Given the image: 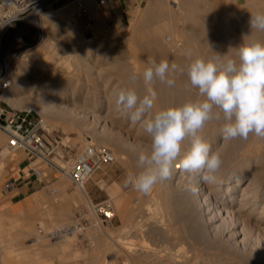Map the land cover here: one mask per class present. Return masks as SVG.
<instances>
[{"label": "bare ground", "instance_id": "obj_1", "mask_svg": "<svg viewBox=\"0 0 264 264\" xmlns=\"http://www.w3.org/2000/svg\"><path fill=\"white\" fill-rule=\"evenodd\" d=\"M83 1L85 5L86 0ZM205 2L203 0H147L146 5L138 11V15L132 19L133 22L129 31V39L126 40L124 38V40H119L116 44L117 48L128 45L131 50L139 52L142 57H148V59L145 58L146 60L143 62H137V65H132V69L128 70L126 69L128 64H125L124 60L120 59L116 54H112L110 66L120 70L122 69V72L126 70V74L122 77L123 83L134 89H146L143 82V72L147 67L146 64L149 62V57L163 55L165 56L164 60H167L170 64L175 63L178 66L175 72L170 71L168 74V78L175 81L172 87L167 86V84L159 80L153 82L152 87L157 92L158 100H156L153 107L154 113L169 108H163L162 106L163 104L167 105L169 103L166 101L169 95L184 91L183 86L187 82H190L187 76V65L193 59L201 58L208 60L221 55L222 61L226 62L228 59L234 58L233 49L235 51V48H233L229 39L231 35L228 34L229 32L221 34L217 32L219 25L216 21L219 15L213 12V8L211 9L212 11H206L205 7L208 6L203 4ZM211 3L213 4V2ZM238 6L244 9L250 16L257 13H264V5L261 6L255 1L251 2L248 0L238 4ZM232 7L234 9V7H237V4L227 6L221 17L227 16L228 10ZM60 9H63V7ZM87 9L90 15L99 12L92 4L88 5ZM56 11L57 9L54 10L50 18H56V16H54ZM67 13L68 12L64 10L61 15L66 17ZM243 23L244 22H242V24ZM242 28H244V26ZM242 28L241 31L244 32ZM248 30L249 35L253 36V42H264V32L251 28ZM45 31L46 26L42 20L40 38L44 37ZM164 31L170 32L175 38L173 39L175 41L171 44L174 48L172 52L171 47L165 45L161 40ZM246 31L247 30H245V33L247 34ZM249 35H247V37H249ZM234 37L235 36H233V39ZM176 38H178L180 42H177ZM37 45L38 44L34 42L19 54L27 61L26 66L22 67L16 64V69L14 68L11 70L10 81L12 85L8 91L0 95V99L5 98L14 106H19L18 103L22 99H25L28 108L36 109L41 114V121L45 128L50 125L49 123H44L46 119L60 120L69 130L80 128L90 130L91 125L86 122H95L100 125L101 117L102 119L105 117L103 118V115L101 116L99 112L105 105L106 107L109 105L105 97L106 91H99L96 86H91L86 82H80L82 79L80 77L81 79L79 81L80 74L74 77L48 72L45 62L40 60L38 56H34L32 59L30 58L31 55H35ZM84 48H82V50H84ZM236 48L238 49V47ZM216 51L219 53H215ZM85 58L84 54L75 55L74 63L77 69H79L81 65L86 64ZM235 58L238 59V56ZM84 69L87 70L86 76H93L95 79L99 77L97 74L93 75L89 65H84ZM28 70H31L32 76H29L30 74L28 75ZM47 77H49V79ZM68 82H73L71 87L68 85ZM13 91L17 93L16 97L11 96ZM198 97L201 100L204 99L202 96L198 95ZM218 114L221 116L219 120L215 118ZM123 119L124 118H122V120ZM224 123L222 113H220L218 109H214L213 118L207 121L198 133L211 145V148H217L218 151H222V155H219L220 159H222V163L219 170L215 173L216 180L214 183H198L195 185L198 189L197 193L192 194L187 190L189 187L188 174L179 167L177 162L172 179L156 184L152 190V194L150 196L149 193L146 195L144 194L143 199L139 203L137 212L141 217L142 226H147L149 230L152 227L151 224L154 225V223L150 222L151 219L149 218L152 215V207L149 203V197L151 196L154 200V210L161 214L162 220L160 218L159 220L162 222L164 220L170 222V212L173 201L177 203L188 218V224H185H187L186 226L189 225V230H187L184 235H176L175 239L177 243L175 242V245H177L178 248L174 249L173 252L169 251L170 253L165 255L164 258L166 260L169 259L175 264H192L197 260L198 255L202 253L197 255L199 250L193 255L181 252L179 246L183 242L187 243L190 248L201 246L205 249V246L211 247L212 252L214 248H216V250L220 248H223V250L225 249L229 256L225 257L222 253L224 257H222L223 255L220 256L222 259L219 260V263L221 262V264L229 262H231V264H264V138H259L254 134H250L246 140L241 138L225 140L221 132ZM130 129L135 130L136 135L142 133L141 137H132V139L129 140L123 139L118 146V151L122 152L125 151V149H129L135 154L132 155V157L137 158L141 151L146 152L150 149L151 137L144 131L142 125L139 123L133 124L130 121L127 130ZM1 137L0 135V141ZM191 140V136L185 138L182 145V154L190 147ZM87 141L91 143L90 139ZM232 155L236 157L235 160L230 159ZM128 162L130 163V161ZM230 162L234 163L230 173L227 174L224 166L226 164L229 165ZM124 163H126V161ZM195 175L198 176L199 174L197 173ZM78 188L80 189L81 196L88 199V194L84 185ZM51 191L53 192L54 189ZM234 193L237 194L234 195ZM119 197L116 199L120 201V205H122L123 197L122 195V198L120 197L121 199H119ZM134 211L136 212V209H134ZM130 218L129 210H127L124 213V221L128 220L130 222ZM127 224L124 223L122 227H125ZM133 225H135V223ZM165 225L166 226L159 224L158 230L165 231L167 224ZM66 226L67 225L50 230L48 232L49 237L51 239L57 237L55 232H61ZM153 228L155 227L153 226ZM117 229L118 228H115L113 231ZM94 232V235L100 242V247L102 249L105 248V235H108L106 233L107 231H103V233ZM70 234L71 233L64 232L61 233L60 236L65 238L68 237L65 235ZM130 249L129 250L132 251V248ZM216 250L214 252H216ZM130 251L129 253H131ZM212 252L211 256L212 254L214 256L221 253H219L218 250L216 254ZM95 258L97 257L95 256ZM210 259L211 258H209V260ZM96 260L99 262V258L95 259V261ZM3 261L0 258V264H2ZM212 262H215V260Z\"/></svg>", "mask_w": 264, "mask_h": 264}, {"label": "rangeland", "instance_id": "obj_2", "mask_svg": "<svg viewBox=\"0 0 264 264\" xmlns=\"http://www.w3.org/2000/svg\"><path fill=\"white\" fill-rule=\"evenodd\" d=\"M203 1H206L203 4L208 6L205 7L206 11L214 10L213 12L218 13L219 15L216 21L219 25L217 32L219 34L229 32L228 34L231 35L229 36L230 43L233 48H235V51L233 49V59H237L235 58L238 56V49L236 47L239 48L243 43L253 42V36L249 35L248 30L250 28L249 21L251 16L238 6V4L248 0ZM249 1L258 2L261 6L264 5V0ZM211 2H213L214 5ZM146 3L147 0H141L138 4L132 5L130 9L123 11L120 19H117L113 16L108 17L102 7L97 5L94 1L86 0V12L79 14L73 0H59L53 7L54 10L57 9L54 14L56 18L43 19L46 26L45 35L43 38H39L36 41L38 44L37 51L35 55H31L30 58L32 59L34 56H38L40 60L45 62L46 70L48 72H55L58 75L74 77L77 74H80L79 81L82 78L80 82H86L91 86H96L99 91H106L105 97L109 104L108 107L105 105L99 112L101 116L103 115V118L105 117L104 119L101 117L100 125L95 122H86L91 125L90 130L84 128L69 130L60 120L46 119L44 121L45 124H50L48 125L49 127L46 126L48 128H46L48 131V139L55 146V152L59 154V156L53 155V161L61 167H67L79 147L89 143L87 141L89 139L93 144L108 147L112 151L115 161L111 166L95 171L86 181L84 188L88 194V199L81 196L80 189L74 186L64 174H60L45 165L41 166V170L45 173L39 178L42 181L52 178L55 182L49 185L48 188L49 191L54 189L55 192L49 193L46 198H43L37 204V209L33 214L28 216H26L25 213L11 214L9 213V209L5 210L4 201L0 198V258L2 261L4 260L2 264H175L169 259L166 260L164 258L165 255H168L170 252H173L174 249L178 248V246L175 245L177 243V240L175 239L176 235H184L187 230H189V225L186 226L188 224V218L172 199L170 222L167 220L162 222L161 214L154 210V200L151 196L149 197V203L152 207V215L149 218L151 219L150 222L154 223V225L151 224V231L147 226H142L141 217L138 215L139 213L137 212V209L144 194L133 190L130 186L126 187L124 183L128 174L139 172L141 169L137 167V158L132 157V155H135L132 151L129 149H125V151L122 152L118 151V146L123 139L129 140L132 139V137L140 138L142 133L136 135L135 130H127L130 119L115 106L114 93L122 88L133 87L129 85L127 86V84L123 83L122 77L126 74V70L122 72V69L120 70L111 67L110 61L112 54H116L120 59L124 60L125 64H128L126 69L131 70V67L137 65V62L141 63L146 60L145 58L148 59V57H142L139 52L131 50L128 45H124L125 47L123 46L120 48L116 47L119 40H124V38L126 40L129 39V31L133 22L132 19L138 15V11H140ZM91 4L94 5L100 13L96 12L94 15H90L87 6ZM236 4L237 7H234V9L232 7L228 10L227 16L221 17L227 6ZM61 7H63V9H60ZM64 10L68 12L66 17L61 15ZM242 22L244 23L242 24ZM240 25L242 27L244 26V28ZM241 28L244 32L241 31ZM244 29L247 30V34ZM8 34L9 31H7L4 40L7 38ZM34 34V27L30 24L26 25L24 29V38L26 40H32ZM162 35V42L171 47L172 52L174 48L171 44L175 41L173 40L175 39L174 36L168 31H164ZM236 35L238 39L236 38ZM247 35H249V37H247ZM233 36H235L234 39ZM176 41L180 42L178 38H176ZM29 46L21 47L15 51V56L18 55L15 62L18 66H26L27 61H25L24 57L19 54ZM82 48H84V50H82ZM215 53L218 54L219 52L216 51ZM77 54H84V57H86V64L84 65H89L93 75H99L98 78L95 79L93 76H86L87 70L84 69V65H81L79 69L76 68L74 59ZM152 59L159 63L161 60L165 59V56L159 55L158 57H149V60ZM146 65L148 66V63ZM28 75H33L31 70H28ZM47 78L49 79V77ZM68 83L70 87L73 84V82ZM183 87V93L178 92L168 96L166 101L169 103L167 105L163 104V108L172 106L178 107L182 106L185 102L201 100L198 97V95L200 96L198 89L194 88L190 82H187ZM135 90L141 96L146 94V89L144 88H135ZM16 95L17 93L14 91L11 93V96L16 97ZM3 99L8 103L1 101L0 106L2 107H8L9 104L10 106L21 110H31L32 115L39 119L42 118L38 110L27 107L25 99H22L18 103L19 106H14L9 100L5 98ZM151 114H154V108L150 115ZM122 118L124 119L122 120ZM0 135L2 136L0 141V169H2L5 165L4 158L9 152L5 147L6 137L1 133ZM211 150L222 155V151H218L217 148H211ZM230 159L235 160L236 157L232 155ZM125 161L126 163H124ZM128 161H130L131 164ZM127 163L128 165L130 164L129 167ZM233 163L234 162H230L229 165L226 164L224 166L227 174L230 173ZM0 181H3V172L0 176ZM150 192L149 196L152 194V191ZM236 194L237 193H234V195ZM121 195L123 197L122 205H120V201L117 200V197H121ZM71 196H74V199H71ZM120 197L119 199L122 198ZM65 199L69 200L70 206L66 218L60 224L53 219V214ZM104 199L109 200L115 213L110 224L105 225L102 223H95L85 230L72 231L70 235H65L68 236H64L65 238H62L60 235L59 237L57 235V237L52 239L49 237L48 232L55 229V227L58 228V225L73 224V214L78 207H84L89 211V205L92 202H98ZM134 209H136V212ZM127 210H129L131 217L130 222L128 220L124 221V213ZM88 216L93 219L95 218L91 213ZM159 218L161 220H159ZM124 223H128L130 226L127 224L125 227H122ZM134 223L135 225H133ZM159 224L164 226L167 224V231L158 230ZM153 226L155 228H153ZM115 228L118 229L113 231ZM25 231H27V234H25ZM94 231L99 233L107 231L106 233L108 235H105V248L102 249L100 247V242L94 235ZM60 239H66V241H60ZM62 242L67 243L68 246L61 249L56 247L57 243L59 244ZM183 243L180 244L179 249L185 254L193 255L199 250L197 253L198 255L202 252L192 264H221V262L219 263V260L222 259L220 256L223 254L225 257L229 256L227 251H225V249L223 250V248L217 249L219 253L221 252L217 255L216 253L218 252L216 248H214L212 252L211 247L205 246V249L201 246L190 248L187 243ZM95 248V251L99 248L102 250L99 253V262H94L89 256ZM128 248H132V251ZM72 249L75 250V254H72ZM215 250L216 252H214ZM81 251H83V253H81ZM129 251L131 253H129ZM211 252L217 256H213L212 254V257ZM224 255L222 257H224ZM209 258L211 259L209 260ZM213 260H215V262H212ZM229 263L231 264V262Z\"/></svg>", "mask_w": 264, "mask_h": 264}, {"label": "clouds", "instance_id": "obj_3", "mask_svg": "<svg viewBox=\"0 0 264 264\" xmlns=\"http://www.w3.org/2000/svg\"><path fill=\"white\" fill-rule=\"evenodd\" d=\"M249 24L251 29L264 32V13L252 15ZM177 67L167 60L159 63L149 60L143 72L146 94L141 96L134 88H122L114 93L116 108L131 123L141 124L151 137L150 149L141 151L137 157V167L141 170L128 174L124 181L126 187L141 194L146 195L156 184L171 180L177 162L188 174L187 190L192 194L198 191L196 184L215 182L222 161L198 134L213 118L214 109L222 113L225 122L221 128L223 139L246 140L250 134L264 138V42L243 43L238 48V59L226 62L221 55L208 60L193 59L187 65V76L204 99L150 115L157 100L153 82L159 80L172 87L175 81L168 74ZM215 118L219 120L221 116ZM188 136L192 137L191 145L182 154Z\"/></svg>", "mask_w": 264, "mask_h": 264}, {"label": "built area", "instance_id": "obj_4", "mask_svg": "<svg viewBox=\"0 0 264 264\" xmlns=\"http://www.w3.org/2000/svg\"><path fill=\"white\" fill-rule=\"evenodd\" d=\"M59 0H0V95L11 87V70L16 67L15 51L29 46L41 36V21L52 17L54 5ZM97 4H104L110 0H93ZM79 14L86 12L83 0H73ZM30 24L35 29L34 38L26 40L24 29ZM9 31L7 38L4 37ZM4 101L0 99V102ZM6 102V101H5ZM0 132L6 137L8 152L21 150L27 156L31 170L39 178L43 172L41 166L64 174L76 187H82L92 174L104 167L111 166L114 161L112 151L104 146L93 143L84 144L72 157L67 167H61L53 161L55 146L48 139V131L41 119L31 114V110H21L12 107L0 106ZM10 189L12 183L7 180L3 184ZM89 211L78 207L73 214V224L67 225L61 233L85 230L95 223L110 224L114 218V210L108 199L92 202ZM92 214L95 218L88 215Z\"/></svg>", "mask_w": 264, "mask_h": 264}, {"label": "crops", "instance_id": "obj_5", "mask_svg": "<svg viewBox=\"0 0 264 264\" xmlns=\"http://www.w3.org/2000/svg\"><path fill=\"white\" fill-rule=\"evenodd\" d=\"M140 1L141 0H110L104 4L95 3L102 7L108 17L113 16L114 18L120 19L123 11L130 9L132 5L138 4ZM4 163L5 165L0 172V176L3 172V181H0V198L4 201L5 210L9 209V213L11 214L25 213L26 216L33 214L37 209V204L43 198H46L49 193H52V191H49L48 186L55 181L52 180V178L42 181L40 178L45 172H42L40 178H37L35 173L31 170L27 156L21 150L8 153L4 158ZM53 176L55 177L54 174ZM7 180L12 183L10 189H5L3 186L4 182ZM53 192H55V190ZM70 198L74 199V196ZM69 206V200L65 199L56 209L53 214V219L61 224L66 218ZM63 226L65 225H58V227ZM26 232L27 231H25V234H27ZM60 241H66V239H60ZM67 246L68 244L65 242L57 243L56 245V247L60 249ZM95 250L96 248L89 256L91 260L98 262V260L95 261V259L99 258L100 260V254L98 253L102 250L100 248L97 249V251ZM81 253H83V251H81ZM72 254H75V250H73ZM95 256L97 258H95Z\"/></svg>", "mask_w": 264, "mask_h": 264}]
</instances>
